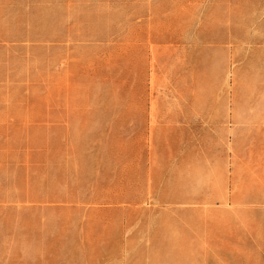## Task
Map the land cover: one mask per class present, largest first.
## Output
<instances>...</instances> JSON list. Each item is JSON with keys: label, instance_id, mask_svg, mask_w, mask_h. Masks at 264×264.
<instances>
[{"label": "rangeland", "instance_id": "obj_1", "mask_svg": "<svg viewBox=\"0 0 264 264\" xmlns=\"http://www.w3.org/2000/svg\"><path fill=\"white\" fill-rule=\"evenodd\" d=\"M0 264H264V0H0Z\"/></svg>", "mask_w": 264, "mask_h": 264}]
</instances>
